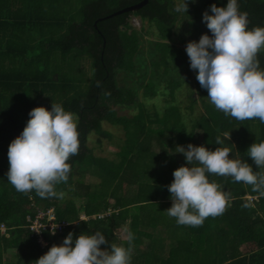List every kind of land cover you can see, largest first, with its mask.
I'll use <instances>...</instances> for the list:
<instances>
[{
    "label": "trees",
    "instance_id": "trees-1",
    "mask_svg": "<svg viewBox=\"0 0 264 264\" xmlns=\"http://www.w3.org/2000/svg\"><path fill=\"white\" fill-rule=\"evenodd\" d=\"M139 1L0 0V264H36L69 232L74 239L101 232L108 242L102 250L110 243L128 247L115 233L124 225L134 234L130 264H264V190L211 174L209 181L228 194L222 215L190 227L165 212L171 206L166 186L185 164L177 146L228 148L229 158L264 176V167L257 168L246 151L264 141V124L238 121L211 104L185 48L172 43L175 0H147L136 10L109 16ZM195 2L189 22L197 32L187 30L191 41L211 35L202 13L211 15L210 5L223 7L227 0ZM239 7L248 13L250 29L264 27V0H239ZM131 16L140 20V29ZM142 30L151 37L146 50ZM257 58L264 69V50ZM182 88L186 98L178 99ZM51 103L74 114L79 132L69 178L55 186L62 199L18 192L6 177L9 143L32 108L50 110ZM104 123L122 131L113 158L87 145L90 132L99 146L112 138ZM217 136L223 144L215 143ZM49 208L64 225L54 234L44 230L47 244L41 247L29 225L37 209Z\"/></svg>",
    "mask_w": 264,
    "mask_h": 264
},
{
    "label": "clouds",
    "instance_id": "clouds-1",
    "mask_svg": "<svg viewBox=\"0 0 264 264\" xmlns=\"http://www.w3.org/2000/svg\"><path fill=\"white\" fill-rule=\"evenodd\" d=\"M188 2L181 0L177 11L186 13ZM209 10L211 15L207 10L202 13V23L211 35L201 34L198 41H189L185 46L189 67L195 70L196 80L217 110L238 121L255 119L264 124V69L257 58L264 50V27H248V13L240 10L239 0H227L223 7L212 4ZM28 116L21 133L8 145L7 181L18 192L35 191L42 199H62L55 186L67 182L69 160L80 150L76 117L53 103L50 110L32 108ZM225 138L229 139V132ZM223 142L217 136L215 143ZM176 149L185 164L173 171V180L166 186L171 206L165 212L178 225L199 227L206 218L225 211L228 194L209 181L211 174L231 177L234 182L251 185L254 191L264 190V176L254 172L247 162L229 158L228 148L209 150L189 143L186 148ZM246 151L257 168L264 167V141L252 143ZM126 233L128 247L110 243L102 250L100 246L108 242L101 232H82L75 239L69 232L59 246L52 245L35 262L130 264L134 234L128 230Z\"/></svg>",
    "mask_w": 264,
    "mask_h": 264
},
{
    "label": "rangeland",
    "instance_id": "rangeland-1",
    "mask_svg": "<svg viewBox=\"0 0 264 264\" xmlns=\"http://www.w3.org/2000/svg\"><path fill=\"white\" fill-rule=\"evenodd\" d=\"M180 2H181V0H175L176 8L179 7ZM196 3L197 2L192 3L191 1H189L186 13L183 11H178V19H177V22L175 25L173 39H172V43L174 45H176L177 47H181L184 49L186 46V42L192 40V35L190 36L187 33V30H190L194 33L197 32L194 29L195 26L190 24V22H189V20H191L192 14H193V8L192 7ZM129 21L136 29H140L141 23L137 17L131 16ZM142 32H143V40H144L143 49L146 50L147 47H149V43L147 42V40L148 39L150 40L151 37L145 35L143 30H142ZM83 63H84V66L88 69V67H89L88 60L83 61ZM194 88H195V86L193 84H190V89L194 90ZM184 89L185 88H182V89H180V91H178L176 93V96L178 97V99H185L186 98L185 92H187V90H184ZM187 89L189 90V88H187ZM195 97H196L197 101H196V107H195L194 112L199 113L202 111V107L200 105V102L198 101L197 95ZM103 128H105L106 130L108 129L112 133V138L111 139H102L101 145L99 146V145H97V143H95V139H96L95 134L93 132H90L87 136V145L90 148L94 149L95 154L101 155V156H106L108 158H113V157H115V154L118 151L119 146L117 143L120 142L119 140L123 136L122 131L119 127L110 126L109 124H106V123L103 124ZM126 227L127 226L125 225L122 228L115 231V233L117 235V240H120V239L125 240ZM12 251L13 250H9L8 253H11Z\"/></svg>",
    "mask_w": 264,
    "mask_h": 264
},
{
    "label": "built area",
    "instance_id": "built-area-1",
    "mask_svg": "<svg viewBox=\"0 0 264 264\" xmlns=\"http://www.w3.org/2000/svg\"><path fill=\"white\" fill-rule=\"evenodd\" d=\"M54 219L55 215L52 208H49L46 211L43 209H37L34 219L30 222L29 229L36 235L37 242L41 247H44L47 244V241L43 238L44 230L53 232V229L55 228L54 232H59L64 225L63 222H55Z\"/></svg>",
    "mask_w": 264,
    "mask_h": 264
},
{
    "label": "water",
    "instance_id": "water-1",
    "mask_svg": "<svg viewBox=\"0 0 264 264\" xmlns=\"http://www.w3.org/2000/svg\"><path fill=\"white\" fill-rule=\"evenodd\" d=\"M146 1L147 0H141L138 3H136V4H132L130 6H126V7L122 8V9L110 14L109 16L114 15V14H118V13H122V12H125V11L136 10V9L140 8L141 6H143L146 3Z\"/></svg>",
    "mask_w": 264,
    "mask_h": 264
},
{
    "label": "crops",
    "instance_id": "crops-1",
    "mask_svg": "<svg viewBox=\"0 0 264 264\" xmlns=\"http://www.w3.org/2000/svg\"><path fill=\"white\" fill-rule=\"evenodd\" d=\"M124 226H125V225H124ZM121 228H122V227H121ZM126 230H127V229H126ZM126 234H127V233H126ZM125 239H126V235H125ZM120 240H122V241H123V239H120ZM120 240H119V241H120Z\"/></svg>",
    "mask_w": 264,
    "mask_h": 264
}]
</instances>
